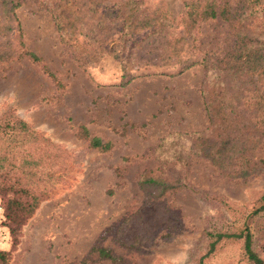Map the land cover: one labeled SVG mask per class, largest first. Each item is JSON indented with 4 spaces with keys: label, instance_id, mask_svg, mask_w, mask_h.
Returning <instances> with one entry per match:
<instances>
[{
    "label": "rangeland",
    "instance_id": "374dc122",
    "mask_svg": "<svg viewBox=\"0 0 264 264\" xmlns=\"http://www.w3.org/2000/svg\"><path fill=\"white\" fill-rule=\"evenodd\" d=\"M139 1L144 17L155 11L178 15L188 0ZM232 4L254 12L246 22L257 26L255 35L263 42L264 0H234ZM16 14L25 45L40 57L41 64L25 59L0 64V126L15 116L60 145L68 152L62 165L69 179L65 185H55L54 195L22 228L15 250L10 238L0 243L1 251L11 252L8 264H80L94 246L112 248L122 257V264H197L206 252L203 234L210 219L230 218L229 212L187 190L153 200L139 187L141 175L165 169L173 181L185 177L200 193L224 197L239 216L264 191L260 164L264 138L256 137L251 144L254 167L240 175L231 174L224 162L212 157L210 147L192 152L185 169L173 162L165 164L155 151L165 139L203 132L210 124L201 97L205 70L194 67L175 75L176 69L152 68L148 69L152 74L119 87L120 71L112 57L79 67L61 45L48 13L25 1ZM226 33V24L220 21L201 23L196 30L198 50H221ZM258 80L264 112V76ZM259 122L264 126V114ZM81 126L90 137L109 143L110 149L101 152L79 140L76 132ZM38 150L35 140L24 148V155H37ZM0 200L4 206L1 195ZM156 203H162L167 215L168 211L175 214L174 226L162 225L147 242H136V250L116 246L113 234L120 228L144 234L146 225L141 226L139 219L147 207L158 206ZM239 254V245L218 246L203 264H244Z\"/></svg>",
    "mask_w": 264,
    "mask_h": 264
},
{
    "label": "trees",
    "instance_id": "16d2710c",
    "mask_svg": "<svg viewBox=\"0 0 264 264\" xmlns=\"http://www.w3.org/2000/svg\"><path fill=\"white\" fill-rule=\"evenodd\" d=\"M25 1L49 14L61 45L79 67L112 57L120 71L119 87L152 74L148 72L152 68L176 69L177 75L202 67L206 80L201 97L210 124L203 132L174 134L170 144L165 139L155 150L157 157L163 158L165 164L173 162L185 169L192 152L210 147L211 156L224 162L233 175L254 167L251 144L256 137L264 138V126L259 122L264 112L258 92V78L264 76V64L259 66L264 61V39L259 41L255 35L257 26L246 22V18L253 17L251 9H236L234 0H188L178 15L155 11L142 17L145 10L140 13L139 0H0V64L21 59L41 64L40 57L26 47L16 14ZM254 18L258 19L257 13ZM208 21L226 24L227 37L221 50L202 53L197 48L196 30ZM76 137L101 152L111 147L98 137H90L82 126ZM35 140L39 141L37 155L25 157L24 148ZM67 157L65 149L43 133H36L23 120L14 116L1 124L0 195L4 198L3 226L12 250L19 244L22 228L54 195L55 185L68 183L69 172L62 165ZM260 164L264 167V160ZM139 187L153 200L169 192L187 190L229 212L230 218L221 216L216 222L210 219L203 234L206 252L197 264H203L218 246L226 244L239 245L244 264H264V191L251 208L238 216L224 197L200 193L186 183L185 177L173 181L165 169L143 173ZM156 204L155 208L147 207L139 219L141 226L146 225L144 234L120 228L113 234L116 246L136 250V242H147L162 225L174 226L175 214L168 211L167 215L162 203ZM10 256L11 252L0 250V264H8ZM102 262L122 264L123 260L112 248L94 246L80 264Z\"/></svg>",
    "mask_w": 264,
    "mask_h": 264
},
{
    "label": "built area",
    "instance_id": "2783aa9c",
    "mask_svg": "<svg viewBox=\"0 0 264 264\" xmlns=\"http://www.w3.org/2000/svg\"><path fill=\"white\" fill-rule=\"evenodd\" d=\"M4 221V206L0 200V243L3 241H7L9 239V235L3 226Z\"/></svg>",
    "mask_w": 264,
    "mask_h": 264
},
{
    "label": "clouds",
    "instance_id": "9594fccd",
    "mask_svg": "<svg viewBox=\"0 0 264 264\" xmlns=\"http://www.w3.org/2000/svg\"><path fill=\"white\" fill-rule=\"evenodd\" d=\"M210 75H211V73H210ZM172 141H173V137H168L167 139H166V141H165V143L166 144H170V143H172Z\"/></svg>",
    "mask_w": 264,
    "mask_h": 264
}]
</instances>
